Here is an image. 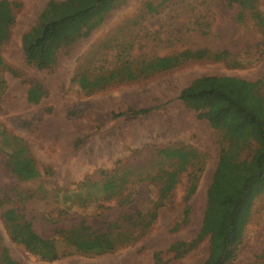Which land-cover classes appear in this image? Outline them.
Masks as SVG:
<instances>
[{
    "label": "rangeland",
    "instance_id": "rangeland-1",
    "mask_svg": "<svg viewBox=\"0 0 264 264\" xmlns=\"http://www.w3.org/2000/svg\"><path fill=\"white\" fill-rule=\"evenodd\" d=\"M10 1L15 22L9 39L1 46L0 62V80L5 85L0 91V245L23 264H156L157 253L159 264H201L209 254V238L181 257L175 256L170 246L191 241L200 232L223 133L206 118H199L179 96L196 78L211 75L244 81L235 87L246 94V105H253V97L264 96V27L260 22L264 20V0H256L258 17L228 0H123L88 36L60 48L55 63L46 68L26 61L22 36L36 23L49 0ZM196 48L227 50L229 56L220 61H188L148 78L114 82L94 92L75 80L82 73L94 77L143 57ZM35 82L45 91L38 103L28 100V89ZM143 109L149 111L132 112ZM8 134L27 142L28 148L21 154L30 156L29 151L33 152L39 178L21 181L9 170L13 148L6 143ZM176 141L194 148L190 160H195L193 154L197 152L205 156L197 190L189 201L192 209L187 222L181 223L189 160L172 189L164 192L167 198L149 229L114 252H70L71 247L57 238L59 249L66 254L45 261L12 239L4 218L8 208L22 213L45 238L54 237L60 228L83 222L100 226L127 212L154 209L161 193L160 181L166 179L157 178V148ZM246 155L244 151L242 158ZM27 156L16 163V169L28 176L36 163ZM123 162L126 166L122 171L135 168L146 177L139 181L137 173L127 175L129 182L122 195L132 193L129 203L119 204V195L105 200L107 194L96 185H79L89 181L101 184L106 170ZM172 164L164 161L162 165L172 170ZM255 187L260 190L253 191L250 207L242 209L239 216L237 252L230 264H264V184L253 185V190ZM60 189L75 193L59 195ZM81 196L91 199L83 202Z\"/></svg>",
    "mask_w": 264,
    "mask_h": 264
},
{
    "label": "trees",
    "instance_id": "trees-1",
    "mask_svg": "<svg viewBox=\"0 0 264 264\" xmlns=\"http://www.w3.org/2000/svg\"><path fill=\"white\" fill-rule=\"evenodd\" d=\"M228 1L238 2L244 9H250L254 16H259V11L256 10V0ZM122 2L123 0H49L36 23L22 36L26 61L35 64L38 68L51 66L55 63L60 48L71 45L80 37L88 36L101 23L105 15ZM14 22L13 3L10 0H0V62L2 61L1 46L9 39ZM260 22L264 27V20ZM228 56L227 50L186 49L172 55L143 57L138 62H133L135 67L129 61L121 69H111L107 73H99L94 77L82 73L79 78L78 75L75 76V80L83 89L94 92L114 82L122 83L148 78L154 73L177 68L188 61L196 59L220 61ZM235 80L214 75L198 77L183 88L179 96L188 107L197 111L199 118H206L213 128L223 133L224 143L220 150L213 180L207 190V205L200 232L191 241L181 240L170 246L175 256L181 257L193 250L200 241L209 238V254L201 264H230L233 261L237 252L235 236L237 224L241 220L239 219L241 211L250 207L253 191L260 190L257 187L253 190V185L257 184L260 187L264 184V96H255L252 101L253 105H246L244 101L246 94L240 88L235 87L239 84L241 87V84L245 82ZM4 88V81L0 80V91ZM44 94L45 91L41 85L35 82L28 89V100L38 103ZM148 111V109H143L132 112L146 113ZM7 139L6 143L13 148L9 153V170L15 173L21 181L39 178L41 173L33 152L29 151L30 156L21 154V150L28 146L27 142L12 134H8ZM192 150H194L192 146L181 141L157 148V165L160 172L157 178L166 179L160 181L162 183L161 193L155 208L147 213L127 212L114 221H104L100 226L83 222L69 228L57 229L54 237L45 238L33 228L31 222L22 213L14 208H8L4 212V218L9 233L14 241L24 245L28 251L45 261H54L66 254L59 249L58 239L71 247L70 252L96 255L114 252L135 242L149 229L158 215V209L167 198L164 192L172 189L173 182L183 171L181 169L188 165L189 160L191 165L188 172V194L185 197L181 222L185 223L192 209L189 201L197 190L199 173L205 166V156L201 153H194L195 160H190ZM244 151H247V155L242 158ZM26 156L33 157L36 163L33 165L32 173L28 176L16 169V163ZM164 161H172L173 169H164L162 165ZM125 166L123 162L121 166L117 165L113 170H106L101 184L89 181V183L83 182L79 185L82 184L81 187L96 185V188L107 194L103 197L105 200L119 195V204L129 203L132 193L122 195L124 193L122 190L126 188L125 184L128 181L127 175L137 173L135 175L139 181L145 180L146 177H142V170L136 171L135 168L132 171L127 170L126 167V170L122 171ZM148 178L153 179L150 173H148ZM70 192L75 193L72 190L66 193L60 189L57 194H70ZM81 199L85 202L87 199L90 201L91 198L81 196ZM179 226L177 225L176 228ZM159 255L160 253L156 254V264H159ZM0 264L23 263L14 259L9 250L0 245Z\"/></svg>",
    "mask_w": 264,
    "mask_h": 264
},
{
    "label": "crops",
    "instance_id": "crops-1",
    "mask_svg": "<svg viewBox=\"0 0 264 264\" xmlns=\"http://www.w3.org/2000/svg\"><path fill=\"white\" fill-rule=\"evenodd\" d=\"M178 139V138H177Z\"/></svg>",
    "mask_w": 264,
    "mask_h": 264
}]
</instances>
